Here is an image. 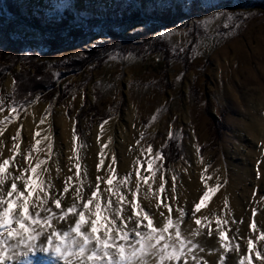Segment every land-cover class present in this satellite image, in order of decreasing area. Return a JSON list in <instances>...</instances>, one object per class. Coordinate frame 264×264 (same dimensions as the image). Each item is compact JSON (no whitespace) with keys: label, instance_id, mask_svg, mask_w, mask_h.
<instances>
[{"label":"rangeland","instance_id":"1","mask_svg":"<svg viewBox=\"0 0 264 264\" xmlns=\"http://www.w3.org/2000/svg\"><path fill=\"white\" fill-rule=\"evenodd\" d=\"M118 1L123 0H80L77 9L83 22L79 27L85 37L59 51H50L43 46L46 40L57 33L64 37L68 31L60 28L67 24L63 9L68 0H21L30 18L39 16L58 27L56 31L41 29L19 21L16 16L6 21L14 23L10 28L12 35L28 42V47L39 54L37 63L45 65L46 71L55 76L57 89L53 94H37L20 103L14 74L27 68L18 65L0 81V108H3L0 112L10 110L13 104H28L31 108L33 101H38L45 111L51 104L50 116H64L69 122H76L79 139L75 143L83 145L79 154L92 145L95 129L105 120L127 115L134 141L127 151L137 155L135 160L137 157L144 160L140 149L146 153L149 145L153 154L163 150L170 141L171 127V140L178 142L180 157L168 167L164 160L156 165L163 164L168 170L164 172L167 180L172 174L178 179L184 176L191 165V151H197V146L203 162L212 160L214 167H226L227 153L240 144V130L245 121L264 118V0H227L232 6L229 10L250 13L247 20L227 21L219 17L202 23L205 17L193 13L174 24L160 25L144 50L140 49L142 39L138 36L158 24L143 17L118 20L123 15L111 12ZM129 1L143 11L152 8L153 1L158 2ZM219 2L208 0L212 7ZM90 15L96 19H88ZM237 22L240 27L230 31L227 38H216L218 32L225 31V23ZM165 32L168 35L162 36ZM114 35L118 45L102 63L91 62L83 70L68 69L73 61L87 58L97 45L112 41ZM28 108H18L21 122ZM260 148L264 151V139ZM129 171L133 172L134 180V168L124 175ZM160 175L157 172L156 182Z\"/></svg>","mask_w":264,"mask_h":264},{"label":"snow or ice","instance_id":"2","mask_svg":"<svg viewBox=\"0 0 264 264\" xmlns=\"http://www.w3.org/2000/svg\"><path fill=\"white\" fill-rule=\"evenodd\" d=\"M80 0H70L71 7L77 8ZM244 7L236 5V8ZM156 12L161 14H171L173 12L181 15L200 13L205 17L202 23L214 20L219 17H225L227 21L247 20L249 15L238 14L227 0H220L214 7L210 6L208 0H158L153 4ZM210 14V15H209ZM225 31L218 32L216 38H227L230 31L240 27L235 24L225 23ZM162 36L168 33H161ZM183 48L179 51L183 52ZM16 83V81H13ZM30 95V94H29ZM35 103V101H33ZM27 109L28 104L18 106L13 104L10 114L5 120H0V137L4 135L6 129L5 121L11 123L18 119V108ZM52 105L50 104L40 119L44 124L48 116L52 114ZM3 111V108H0ZM12 113H17L13 116ZM155 119V116L153 117ZM75 121L73 122V149L76 163L73 165L76 169L75 177L79 181L78 185L72 191V203L65 205L64 200L70 190L73 189V176H67L63 182V187L57 188L54 184L52 175L53 169L49 167V160L53 156V138L51 135V126L42 140H35V144H28L25 152L21 154L20 142L21 134L18 129L11 136V155L0 162V264H20V259L28 260V264H43V256H52L63 264H210L203 256L198 253L205 252V248L199 243L198 237L207 235L209 239L213 235L219 241L220 248L224 251L220 254L218 264H225L227 254L239 252L244 240L247 244L246 254L241 255L238 264H254V261H260L264 264V248L257 249L256 241L264 240V230L258 228L256 216L258 208L252 207V219L248 224L249 235L247 238L239 236V225L243 224V218L237 220L229 206L228 194L223 197L224 212L221 215L214 214L213 217L198 216L202 207H206V202L228 181L223 183L218 179L214 186H209L204 173H201V182L204 184L205 191L198 202L193 204L191 219L196 225L194 229L182 230L184 220L189 213L186 209L174 203L176 201V188L178 176L171 175V184L167 189L165 185L168 180L164 172L163 164L156 167L158 161L167 159L166 153L158 150L153 154V147L148 146L145 150L140 149L144 160L137 157L134 164L135 179L133 172L129 171L122 177L116 176V169L113 165L118 163L115 153L107 165L104 176L99 173L105 166L107 158L103 149L99 155L96 165L97 175L94 181H88L87 166H85V179H80L81 165L79 148L83 145H76L75 141L79 139L75 130ZM105 120L100 125V135L104 133ZM23 128V125H20ZM40 133L36 132L35 136ZM33 137V138H34ZM144 134L141 133V139ZM100 136L97 137V140ZM173 139L171 127L169 130V140ZM42 141H47L44 148L41 149ZM108 143H111L109 137ZM140 141H137L139 145ZM107 147V144L104 145ZM45 151L47 155L43 158L35 157L33 162V152ZM197 153L199 147L197 146ZM3 155V142L0 141V156ZM59 157L60 153L55 154ZM20 156V160H17ZM72 160L73 157H68ZM145 161L147 166L145 167ZM203 162V158H200ZM264 159L258 160L256 164V179H261L260 164ZM208 165L204 168L207 172ZM13 171H9V168ZM55 173L58 177L61 169L59 160L54 161ZM163 169V171H162ZM143 170V172L141 171ZM71 171V168H69ZM160 172L158 186L153 190V183H156L154 177ZM187 173V169H185ZM114 180L117 182L114 184ZM152 183H149V181ZM107 186L102 190L101 183ZM142 185L147 186L144 193V199H150L149 193L156 198L155 209L153 212L149 207L143 206L138 200ZM7 186V187H5ZM85 186L91 189L90 194L85 196ZM259 192V187L253 189L252 202L259 204L255 197ZM107 193V195H104ZM161 194H164L161 196ZM129 196L131 199H129ZM264 201V196H261ZM177 212L178 216L173 217L172 213ZM162 218L163 223L160 226L156 224V216ZM69 216L75 217V222L66 229H59L57 225L68 220ZM213 221L215 229L213 228ZM131 225V226H129ZM233 225L236 226L235 232ZM258 232L256 239H253L252 233ZM219 251V249L209 250L208 254Z\"/></svg>","mask_w":264,"mask_h":264},{"label":"bare ground","instance_id":"3","mask_svg":"<svg viewBox=\"0 0 264 264\" xmlns=\"http://www.w3.org/2000/svg\"><path fill=\"white\" fill-rule=\"evenodd\" d=\"M44 106L40 105L38 101L32 104L31 108L25 112V117L23 122L21 119H15L11 123L5 121L6 129L4 135L0 137V141L3 142V155L0 156V162L3 159L8 158L12 153L10 151L11 147V136L19 129L21 134L20 151L21 154L25 152L26 146L28 144H35V140L41 139L48 134V129L51 126V135L53 138V156L49 160V167L53 169L52 175L54 177V184L57 188L63 187V182L67 176H73V189L70 190L68 195L65 197V205H70L73 201L71 199L72 191L74 187L78 185L79 181L76 180L75 172L76 169L73 166L76 163L74 158L75 154L73 149V122H69L66 117H59L57 115L48 116L47 121L44 124L40 123L41 117L44 115ZM10 114V110L5 112H0V120H5ZM16 116V113H12ZM130 118L127 115H123L120 118L109 120L107 124H104V133L100 135V126L95 129V139L92 145L88 149L84 150L80 155V179H85V166H87V177L88 181H94L96 172V165L99 160V153L101 149L106 155L105 166L101 169L100 175L104 176L107 170V165L111 160V156L115 153L118 163L113 165L116 169V176L122 177L124 173L132 168H134L136 154H131L127 151L129 145L133 141V136L131 135V128L129 126ZM23 128H20V125ZM39 132V136L34 134ZM100 139L97 140V137ZM34 137V138H33ZM109 137H111V143H108ZM240 144L233 151H228L226 159L227 165L224 168H216L210 162H200V156L197 151L192 150L191 165L187 168V173L177 180L176 188V201L174 203L183 206L189 213L184 220L182 225V230H191L196 227L191 219V211L193 204L198 202L201 195L205 191L204 184L201 182V173H204L205 179L211 176V179H207L208 185L214 186L219 179L221 183L227 179L228 183L217 191L214 195L210 196V199L206 202L207 206L202 207L198 216H208L213 217L214 214L221 215L224 212L223 197L227 193L229 206L231 207L233 214L237 220L243 218L244 223L239 225L240 232L239 236L247 238L249 235L248 224L252 219L251 208H258V214L256 216V222L260 230H264V201H261V196H264V163L260 164L261 179H256V164L258 160L264 159L262 155L264 151H261V142L264 139V118L252 117L245 121V124L240 130ZM47 141H42L40 148L43 149ZM107 144V147L104 145ZM59 152L60 155L57 157L55 154ZM47 153L45 151L33 152V162H35V157L40 156L45 157ZM72 156L73 159L69 160L68 157ZM59 160V165L61 172L59 176H56L54 161ZM17 160H20V156H17ZM207 168V172H204V168ZM71 168V171H69ZM9 171H13L10 167ZM171 178V177H170ZM168 179V184L165 185L166 192L171 184V179ZM160 180V178H159ZM153 183V190L158 186V182ZM117 181L114 180V184ZM107 185L101 183V189L103 190ZM259 187V192L257 193L255 199L260 201L259 204H254L252 202L253 189ZM7 187V186H5ZM147 191V186L142 185L141 192L138 195V200L143 206L149 207L153 212H156L155 203L156 198L152 193H149L150 199H144V193ZM91 189L85 186L84 194L87 196L90 194ZM107 195V193H104ZM164 194H161L163 196ZM129 199L131 197L129 196ZM173 217H177L178 213L173 212ZM75 222V217L69 216L68 220L64 223H59L57 227L61 230L68 228ZM163 223L162 218L157 214L156 224L160 226ZM131 226V225H129ZM213 228L215 229V224L213 221ZM236 226L233 225V231L229 232V236H232L235 232ZM253 239L255 240L258 236V232L252 233ZM199 243L205 248V252L198 253L204 257L205 260L209 261L210 264H218L220 254L224 251L220 248L219 241L216 236L213 235L211 239L205 234L197 238ZM241 244L239 252H231L227 254V260L225 264H238L241 255L246 254L247 244L244 240L239 241ZM256 248H264V240L256 241ZM219 249V251L213 252L211 255L208 254L209 250ZM20 259V264H28V260L24 258ZM43 264H63L62 261L57 260L52 256H43ZM153 264L155 262L153 261ZM254 264H261L260 261H254Z\"/></svg>","mask_w":264,"mask_h":264},{"label":"trees","instance_id":"4","mask_svg":"<svg viewBox=\"0 0 264 264\" xmlns=\"http://www.w3.org/2000/svg\"><path fill=\"white\" fill-rule=\"evenodd\" d=\"M69 1L70 0H68L67 5L63 9V15L67 24L60 27L62 29H68V31L65 33L64 37L59 35L62 33H57L58 35H54V37L46 40L43 46L50 51H59L70 42H77L79 38L85 37L84 30L79 27L83 22L81 13L77 8L71 9V12H69L68 9L71 7ZM153 3H155V1H153ZM111 12L116 16L123 15V18H118V20L134 21L143 17L153 20L158 24L152 26V29L145 31L143 35L138 36L139 39H142V44L139 45L141 46L140 49L143 48L141 50H144L145 46H148L153 41L155 32L160 25L174 24L177 20L181 18L186 19L188 16L187 13L181 15L175 12L171 14H161L156 12L153 7L143 11L137 4L129 0L118 1ZM15 16L19 21L34 24L41 29L56 31L58 27H55L51 23H47L39 16L30 18L26 15L21 0H0V81L18 65H23L27 68V70L24 69L14 74V80L16 81V96L20 103H26L37 94H53L57 89V82L55 76L46 71L47 67L45 65L37 63L40 58L39 54L37 55L36 52L28 47V42H24V40L13 36L10 32V28H12L14 23L6 24V21L13 19ZM88 19L95 20L96 18L90 15ZM120 38L123 39V36H120ZM111 40L112 41L97 45L88 53L87 58L73 61L68 65V69L70 71L83 70L91 62L99 61L102 63L108 58V52H110L114 46L118 45V40L115 35ZM67 94L65 91L64 95ZM162 151L167 155V159L164 160L165 167H168L180 157L179 144L177 141L170 140Z\"/></svg>","mask_w":264,"mask_h":264}]
</instances>
